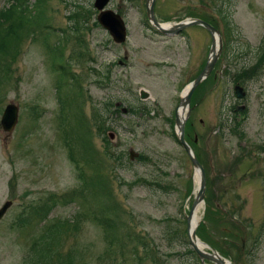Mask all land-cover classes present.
<instances>
[{"label": "rangeland", "instance_id": "374dc122", "mask_svg": "<svg viewBox=\"0 0 264 264\" xmlns=\"http://www.w3.org/2000/svg\"><path fill=\"white\" fill-rule=\"evenodd\" d=\"M34 1L28 3L44 27L15 38L14 55L0 53V115L8 103L17 106L11 132L0 129V206L9 202L0 217V264H199L186 252L184 222L197 175L172 122L181 90L206 57L208 33L190 26L159 36L148 26L144 0H111L127 27V39L115 44L94 24L92 0ZM212 3L222 4L154 3L159 22L194 11L211 18L221 38L185 120L205 176L207 205L198 209L196 234L230 264H264V232L255 239L264 224V57L241 84L244 110H232V74L264 52V0H225L229 29ZM65 64L75 77L71 89H59L72 100L60 107L55 82ZM139 89L148 97L139 99ZM129 147L139 160H128ZM105 202L113 207L111 224ZM43 203L50 207L39 215L34 210ZM52 225L57 230L49 234ZM50 235V252L39 258L47 249L39 239Z\"/></svg>", "mask_w": 264, "mask_h": 264}, {"label": "water", "instance_id": "95a60500", "mask_svg": "<svg viewBox=\"0 0 264 264\" xmlns=\"http://www.w3.org/2000/svg\"><path fill=\"white\" fill-rule=\"evenodd\" d=\"M107 1L108 0H94L93 6L96 9L100 10L96 16V20L99 22V24L102 27H104L108 31V33L110 34V36L114 42H122L124 40L125 31H124L123 23H122L120 17L110 10H101L103 8V6L107 3ZM153 3H154V0H145V14H146L149 22L159 32H161L163 34H173L177 30H179L185 26H188L191 24L200 25L203 28H205L208 31V33L210 34L211 46H213V38L216 37V43H217L216 52L219 51V49H220V38L218 35L219 33L216 29L211 27L208 23H206L200 19L195 18V19H188V20H185L183 22L176 23V24H172L170 27L165 28L161 24L157 23L156 20L154 19ZM210 66L211 65L207 66V68H204L199 73V75L189 84V87L187 89L186 94L183 97H181L179 100L180 108H183L188 103L189 96H190L193 88L199 82L201 76L207 73ZM235 93L238 97L241 96V92H240L239 88H235ZM145 95L146 94L143 91H140L141 97H144ZM16 114H17V108L15 105L8 104L5 106V109H4V111L1 115V119H0V126H1L3 131H6L8 133L11 131V129H12V127L16 121ZM174 123L177 127L176 137L178 139V142L181 144L184 151L188 155V157L192 163L193 168L196 169L197 171H199V175H200L199 176V189H198V191H197V193L193 199V202L190 206L189 213H188L187 217L185 218L186 219V230H187V233L189 234L188 238H189L191 248L193 249V251L195 252L197 257L200 259V261H203V259H206V260L213 262V264H224V261L215 252L212 251L210 253V252L202 251V250L198 249L197 246L192 241L193 239L195 240V236L193 233V229H191L189 226V223H190V219H191L194 207L202 199V193H203V188H204V178H203V173L201 171L199 164L197 163L195 157L191 153L189 146L183 140V137H182V134H183V131H182L183 130L182 129L183 118L181 120H179L178 117L175 116ZM132 155H133V153L129 152V158H131ZM8 204H9V202L6 201L0 207V217L3 214L4 210L6 209V207L8 206Z\"/></svg>", "mask_w": 264, "mask_h": 264}, {"label": "trees", "instance_id": "16d2710c", "mask_svg": "<svg viewBox=\"0 0 264 264\" xmlns=\"http://www.w3.org/2000/svg\"><path fill=\"white\" fill-rule=\"evenodd\" d=\"M36 1V0H35ZM34 1V3H35ZM10 6L8 8L3 7L0 9V21L2 20V23L5 22L6 24L3 26L2 23L0 22V53L5 54V53H10L11 55H14L16 49V41L14 40L15 38L17 39L18 37L25 36L28 33H31L34 28H41L42 25H40V21L43 20V16L41 12H37L36 14L32 13L34 10L31 9L30 7L32 6L33 3H28V0H11L9 3ZM33 10V11H32ZM74 15V14H73ZM15 49V50H14ZM11 50H14L13 52ZM3 51V52H2ZM68 75V77L73 78V74L70 72L61 71L59 75ZM72 102L71 97L67 96L64 98H61V96H57V102L59 103L60 107H64L63 102ZM112 112L114 110H111ZM117 111V109H116ZM75 119L78 123L83 124V119L82 118H77V115L75 116ZM102 180L97 178V185L101 186ZM105 190V188H104ZM103 194V193H102ZM105 194V193H104ZM50 205L47 203L39 204V206L34 210L35 212H38L39 215H41L42 212H45V209H48ZM113 210L112 204L105 202L102 211L104 216L106 217L107 223L111 224V212ZM75 221V220H74ZM76 225H74L75 227ZM50 230H57L55 225H52L49 229V234H51ZM262 231L264 229H261ZM197 235L199 238L204 240L205 242H208L205 240L201 233L197 231ZM52 235L49 236V239L44 238L42 240L43 243H41V246H43L44 253H42L40 250L37 251L38 255H40L39 258L43 257V255L46 256L47 252L49 253L50 251L48 250V247L51 246V240H52ZM47 239V240H46ZM45 241V242H44ZM147 250L144 249L143 254H145ZM188 253L193 254L192 251L189 249L187 250ZM146 257V256H144ZM140 257V258H144ZM40 259H37V263ZM196 264V263H194Z\"/></svg>", "mask_w": 264, "mask_h": 264}, {"label": "bare ground", "instance_id": "6f19581e", "mask_svg": "<svg viewBox=\"0 0 264 264\" xmlns=\"http://www.w3.org/2000/svg\"><path fill=\"white\" fill-rule=\"evenodd\" d=\"M184 92H185V89L183 90L182 94H183ZM180 114H182V113L180 112ZM199 208H200V206L197 207V208H195V210H194L193 216H192L191 221H190V228H191V229H193V228L195 227V225L197 224V220H198L197 212H198V209H199ZM193 242H195V244H196V246H197L198 248H201V247H202L201 243L198 242L197 240H195V241L193 240ZM225 264H228V263L225 261Z\"/></svg>", "mask_w": 264, "mask_h": 264}]
</instances>
